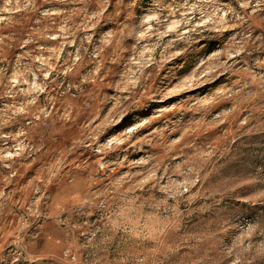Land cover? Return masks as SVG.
<instances>
[{
    "label": "rangeland",
    "instance_id": "rangeland-1",
    "mask_svg": "<svg viewBox=\"0 0 264 264\" xmlns=\"http://www.w3.org/2000/svg\"><path fill=\"white\" fill-rule=\"evenodd\" d=\"M0 264H264V0H0Z\"/></svg>",
    "mask_w": 264,
    "mask_h": 264
}]
</instances>
